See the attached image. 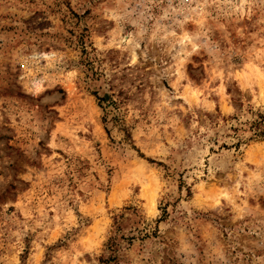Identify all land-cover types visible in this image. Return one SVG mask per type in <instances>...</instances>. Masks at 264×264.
<instances>
[{
	"label": "rangeland",
	"instance_id": "374dc122",
	"mask_svg": "<svg viewBox=\"0 0 264 264\" xmlns=\"http://www.w3.org/2000/svg\"><path fill=\"white\" fill-rule=\"evenodd\" d=\"M0 264H264V0H0Z\"/></svg>",
	"mask_w": 264,
	"mask_h": 264
},
{
	"label": "trees",
	"instance_id": "16d2710c",
	"mask_svg": "<svg viewBox=\"0 0 264 264\" xmlns=\"http://www.w3.org/2000/svg\"><path fill=\"white\" fill-rule=\"evenodd\" d=\"M99 101H100V99H99Z\"/></svg>",
	"mask_w": 264,
	"mask_h": 264
}]
</instances>
